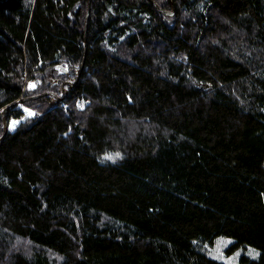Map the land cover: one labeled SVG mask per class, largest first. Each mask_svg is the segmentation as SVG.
I'll return each mask as SVG.
<instances>
[{
    "label": "trees",
    "instance_id": "1",
    "mask_svg": "<svg viewBox=\"0 0 264 264\" xmlns=\"http://www.w3.org/2000/svg\"><path fill=\"white\" fill-rule=\"evenodd\" d=\"M0 264H264V0H0Z\"/></svg>",
    "mask_w": 264,
    "mask_h": 264
},
{
    "label": "rangeland",
    "instance_id": "2",
    "mask_svg": "<svg viewBox=\"0 0 264 264\" xmlns=\"http://www.w3.org/2000/svg\"><path fill=\"white\" fill-rule=\"evenodd\" d=\"M226 243H227L226 240L219 241L218 243H216L215 247H213L211 250L216 257H219V258L221 257L223 259V261L226 260V259H224L225 257L223 256V251H222L224 248V245ZM226 261L230 262L229 260H226ZM232 262H230V263H232Z\"/></svg>",
    "mask_w": 264,
    "mask_h": 264
},
{
    "label": "water",
    "instance_id": "3",
    "mask_svg": "<svg viewBox=\"0 0 264 264\" xmlns=\"http://www.w3.org/2000/svg\"><path fill=\"white\" fill-rule=\"evenodd\" d=\"M89 5H91L90 3H89ZM89 5H88V17H89V15H90V7H89ZM159 10L162 12V13H164V14H166V15H173L174 14V11H171V12H167V11H164V10H162V9H160L159 8ZM86 31H87V29H86ZM8 127V125H6V131H7V128Z\"/></svg>",
    "mask_w": 264,
    "mask_h": 264
}]
</instances>
